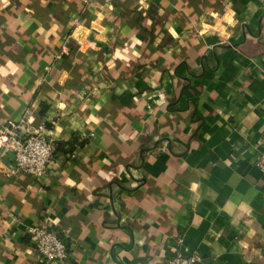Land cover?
<instances>
[{
  "label": "crops",
  "instance_id": "0c3cea01",
  "mask_svg": "<svg viewBox=\"0 0 264 264\" xmlns=\"http://www.w3.org/2000/svg\"><path fill=\"white\" fill-rule=\"evenodd\" d=\"M20 117L55 148L40 179L0 157V264H45L35 225L65 264H264V0H0Z\"/></svg>",
  "mask_w": 264,
  "mask_h": 264
},
{
  "label": "built area",
  "instance_id": "2783aa9c",
  "mask_svg": "<svg viewBox=\"0 0 264 264\" xmlns=\"http://www.w3.org/2000/svg\"><path fill=\"white\" fill-rule=\"evenodd\" d=\"M264 144V134L262 138ZM53 143L42 133L30 130L25 117L7 119L0 133V157L10 155L12 167L6 173H24L35 179L46 174L54 152ZM256 166L264 171V151L256 161ZM30 240L45 264H65L68 250L57 232L43 225H35L28 229ZM198 254L176 252L164 260L162 264H197Z\"/></svg>",
  "mask_w": 264,
  "mask_h": 264
},
{
  "label": "trees",
  "instance_id": "16d2710c",
  "mask_svg": "<svg viewBox=\"0 0 264 264\" xmlns=\"http://www.w3.org/2000/svg\"><path fill=\"white\" fill-rule=\"evenodd\" d=\"M68 144H70V148H69V150H71V149H72L71 146L73 145V143L70 141ZM61 145H62V143H59V142L56 143V148H57V149H60V148H61Z\"/></svg>",
  "mask_w": 264,
  "mask_h": 264
},
{
  "label": "clouds",
  "instance_id": "9594fccd",
  "mask_svg": "<svg viewBox=\"0 0 264 264\" xmlns=\"http://www.w3.org/2000/svg\"><path fill=\"white\" fill-rule=\"evenodd\" d=\"M5 2H6V0H5Z\"/></svg>",
  "mask_w": 264,
  "mask_h": 264
}]
</instances>
